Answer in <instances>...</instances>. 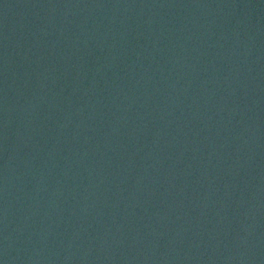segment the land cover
I'll use <instances>...</instances> for the list:
<instances>
[{
  "label": "water",
  "instance_id": "1",
  "mask_svg": "<svg viewBox=\"0 0 264 264\" xmlns=\"http://www.w3.org/2000/svg\"><path fill=\"white\" fill-rule=\"evenodd\" d=\"M211 0H0V130L107 52Z\"/></svg>",
  "mask_w": 264,
  "mask_h": 264
}]
</instances>
